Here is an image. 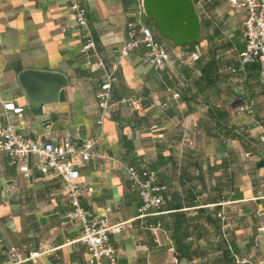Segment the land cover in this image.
<instances>
[{"label": "crops", "instance_id": "0c3cea01", "mask_svg": "<svg viewBox=\"0 0 264 264\" xmlns=\"http://www.w3.org/2000/svg\"><path fill=\"white\" fill-rule=\"evenodd\" d=\"M78 1L94 50H81L66 0H0V125L9 121L25 136L54 142L78 144L98 135L95 154L80 163L75 180L91 186L79 195L85 208L124 221L109 233L117 264L260 259L264 244L253 237L264 226V91L257 64L238 60L243 10L226 0H191L197 34L181 41L141 14L169 55L154 69L140 45L127 56L116 54L142 0ZM114 63L112 99L131 95L139 107L115 103L101 114L95 92ZM26 68L56 71L66 81L53 96L35 87L38 111L30 109L17 77ZM248 103L249 109H239ZM127 164L154 169L166 185L149 214L137 215L140 198ZM27 172L0 151V264H89L77 239L80 225L65 216L63 179L41 172L34 156ZM149 223L158 225L159 243ZM9 246L17 247L16 255L6 253Z\"/></svg>", "mask_w": 264, "mask_h": 264}, {"label": "built area", "instance_id": "2783aa9c", "mask_svg": "<svg viewBox=\"0 0 264 264\" xmlns=\"http://www.w3.org/2000/svg\"><path fill=\"white\" fill-rule=\"evenodd\" d=\"M206 2L212 0H204ZM230 7L243 10L240 21L243 46L238 51L240 63L255 62L260 86L264 91V0H226ZM75 25L80 31L82 42L81 50H94V41L91 30L87 24L85 7L78 0H66ZM134 18L125 23V37L116 48L118 57H124L137 46L142 47V58L154 69H162L168 60V51L161 41L153 36L149 26L142 23L140 15L143 9L139 5L134 12ZM96 64L102 66L100 59ZM105 71V78L95 92L96 104L101 114L115 103L129 105L138 108L139 103L133 96H121L112 99L111 82L114 79L113 69ZM176 96L177 92L174 91ZM1 103V100H0ZM249 103L239 106V109H249ZM98 135L88 137L78 144L63 138L58 142L43 140L39 136H25L16 130L14 125L7 121L0 125V151L6 152L10 161L16 164L24 175H27V161L29 156L36 159V167L44 173L59 175L64 181V191L68 206L65 216L76 220L80 225L77 237L85 246L89 255V264H117V248L109 241V233L119 231L124 221L111 222L104 214H96L85 208L79 201L82 189L89 191L90 185L77 182L75 178L79 173L80 163L89 156L95 154L92 146ZM130 184L137 189L140 202L137 206V215H145L153 212L160 204L163 190L166 185L159 182L154 169L139 171L133 165H125ZM12 184H10L11 186ZM215 214L222 217L220 210ZM148 228L154 242H160L159 227L155 223H149ZM260 237L264 244V226H258L254 239ZM6 253L10 257L17 254L16 246H9ZM38 250L30 251L31 256L38 255ZM237 264H264V253L256 261H251L245 256L235 258Z\"/></svg>", "mask_w": 264, "mask_h": 264}, {"label": "water", "instance_id": "95a60500", "mask_svg": "<svg viewBox=\"0 0 264 264\" xmlns=\"http://www.w3.org/2000/svg\"><path fill=\"white\" fill-rule=\"evenodd\" d=\"M142 9L154 20L161 33L175 41L192 39L197 34V17L191 0H142ZM17 77L32 111H38L41 103L35 87L43 86L53 96L55 90L66 82L59 72L32 68L20 70Z\"/></svg>", "mask_w": 264, "mask_h": 264}, {"label": "trees", "instance_id": "16d2710c", "mask_svg": "<svg viewBox=\"0 0 264 264\" xmlns=\"http://www.w3.org/2000/svg\"><path fill=\"white\" fill-rule=\"evenodd\" d=\"M164 191V190H163Z\"/></svg>", "mask_w": 264, "mask_h": 264}]
</instances>
